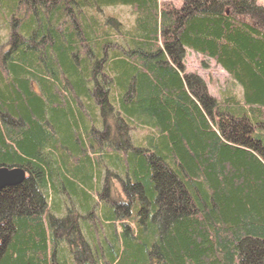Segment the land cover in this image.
I'll list each match as a JSON object with an SVG mask.
<instances>
[{
    "label": "trees",
    "instance_id": "16d2710c",
    "mask_svg": "<svg viewBox=\"0 0 264 264\" xmlns=\"http://www.w3.org/2000/svg\"><path fill=\"white\" fill-rule=\"evenodd\" d=\"M113 5L131 26L92 13ZM0 27V167L27 175L0 189V264H264V7L0 0Z\"/></svg>",
    "mask_w": 264,
    "mask_h": 264
},
{
    "label": "rangeland",
    "instance_id": "374dc122",
    "mask_svg": "<svg viewBox=\"0 0 264 264\" xmlns=\"http://www.w3.org/2000/svg\"><path fill=\"white\" fill-rule=\"evenodd\" d=\"M158 2L161 6L164 4H172L174 7H179L183 3V0H158ZM254 2L257 5L264 7V0H254ZM92 13L98 15V19L101 20H104V18H106L107 16H114L117 18V21H120L122 26L125 28L131 26L134 20V14L132 13L131 8L126 5L107 6L101 9V12L97 11L96 13L93 10ZM5 32L6 31L4 29H1L0 27V40L6 36ZM183 62L185 72H193L197 74L204 82L206 91L211 96L220 99V97L222 96V92L229 89H233L234 93L240 95V87L237 84L235 85L231 77L228 76L227 72L221 66L216 64L215 61L211 58H208L192 51L191 49L186 48ZM145 133L146 130L138 128L131 131L132 138L136 143L140 142V138ZM118 184L119 183L116 180L113 181V186L118 187ZM115 193V190H111V198L109 197L108 199L115 200Z\"/></svg>",
    "mask_w": 264,
    "mask_h": 264
},
{
    "label": "water",
    "instance_id": "95a60500",
    "mask_svg": "<svg viewBox=\"0 0 264 264\" xmlns=\"http://www.w3.org/2000/svg\"><path fill=\"white\" fill-rule=\"evenodd\" d=\"M24 179V173L21 169L0 168V189L20 183Z\"/></svg>",
    "mask_w": 264,
    "mask_h": 264
},
{
    "label": "bare ground",
    "instance_id": "6f19581e",
    "mask_svg": "<svg viewBox=\"0 0 264 264\" xmlns=\"http://www.w3.org/2000/svg\"><path fill=\"white\" fill-rule=\"evenodd\" d=\"M104 8V7H103ZM102 8V9H103ZM110 17H113V18H115L116 20H117V18L116 17H114V16H110ZM118 22H120V21H118ZM120 24H121V22H120ZM122 25V24H121ZM6 41V38L4 37V38H2L1 40H0V44L1 43H3V42H5ZM109 53V52H108ZM74 242H78V237L77 236H74Z\"/></svg>",
    "mask_w": 264,
    "mask_h": 264
}]
</instances>
